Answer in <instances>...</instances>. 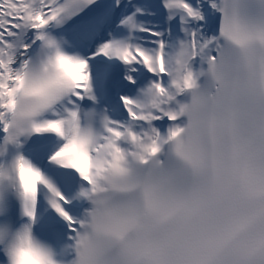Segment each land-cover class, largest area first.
<instances>
[{
	"label": "snow or ice",
	"instance_id": "6c2138e0",
	"mask_svg": "<svg viewBox=\"0 0 264 264\" xmlns=\"http://www.w3.org/2000/svg\"><path fill=\"white\" fill-rule=\"evenodd\" d=\"M0 264H264V0H0Z\"/></svg>",
	"mask_w": 264,
	"mask_h": 264
}]
</instances>
